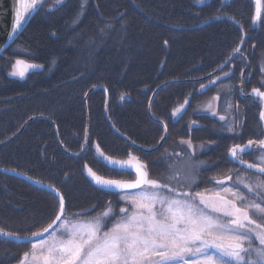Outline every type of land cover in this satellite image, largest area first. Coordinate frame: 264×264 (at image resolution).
I'll list each match as a JSON object with an SVG mask.
<instances>
[{
	"label": "trees",
	"instance_id": "trees-1",
	"mask_svg": "<svg viewBox=\"0 0 264 264\" xmlns=\"http://www.w3.org/2000/svg\"><path fill=\"white\" fill-rule=\"evenodd\" d=\"M254 11L252 0H43L0 54V231L33 236L57 217L58 196L29 179L62 195L65 216L120 210L121 194L95 186L89 172L134 174L107 157L137 159L151 181L188 194L235 171L250 197L241 183L250 171L229 150L259 125V101L240 94L245 70L246 91L262 86L264 10L255 26ZM17 59L40 69L14 78ZM224 87L242 109L239 135L205 111L217 94L227 100ZM183 160L196 183L175 168ZM33 244L0 236V264L23 263Z\"/></svg>",
	"mask_w": 264,
	"mask_h": 264
},
{
	"label": "rangeland",
	"instance_id": "rangeland-1",
	"mask_svg": "<svg viewBox=\"0 0 264 264\" xmlns=\"http://www.w3.org/2000/svg\"><path fill=\"white\" fill-rule=\"evenodd\" d=\"M39 69L17 59L10 75L25 79ZM218 114L231 131L239 116L231 97L226 112ZM182 163L175 168L196 183L194 166ZM257 165L264 168V158ZM188 193L145 187L121 193L120 210L110 205L94 217L65 216L21 264H264V209L227 181ZM243 210L253 223L243 218Z\"/></svg>",
	"mask_w": 264,
	"mask_h": 264
},
{
	"label": "water",
	"instance_id": "water-1",
	"mask_svg": "<svg viewBox=\"0 0 264 264\" xmlns=\"http://www.w3.org/2000/svg\"><path fill=\"white\" fill-rule=\"evenodd\" d=\"M42 1L43 0H0V54L3 53L20 35L22 30L26 26L27 22L29 21L33 10L36 7H38L42 3ZM252 1L255 7L254 19H253V24L255 26L262 20L264 6H263V0H252ZM251 95L262 98L264 105L263 92H261L259 89H256L252 91ZM186 106L187 105H185V108ZM261 121L264 123V108L261 113ZM253 146L264 147V142L254 143L248 149L245 150L239 147L235 148L231 151L230 157L241 166L250 170H254L257 173H260L261 175H264V170L261 169L260 167L250 163H246L244 161L235 158L236 150L248 151ZM106 163L112 168L129 171L133 173L136 178L132 181L113 180V179H107L101 177L96 173H94L93 171H90L89 174L94 185L104 191L114 192V193H125V192H133L139 190L144 186L153 185V182L149 180L148 172L143 167L142 163L139 161L118 160L107 157ZM21 176L27 178L23 175ZM29 180L32 181L37 186L45 188L53 192L55 195H57L61 203L60 211L57 217L55 218V220L44 231L36 235L28 236V237H19L0 231V236L4 238L15 240L18 242H25V243L38 241L44 238L45 236H47L49 233H51L57 227V225L65 215L66 212L65 201L62 195L56 189H54L49 185L34 181L32 179Z\"/></svg>",
	"mask_w": 264,
	"mask_h": 264
},
{
	"label": "flooded vegetation",
	"instance_id": "flooded-vegetation-1",
	"mask_svg": "<svg viewBox=\"0 0 264 264\" xmlns=\"http://www.w3.org/2000/svg\"><path fill=\"white\" fill-rule=\"evenodd\" d=\"M245 76H246V70L242 73L241 75V79H242V82L240 83V94L242 96V98H246V99H252L253 101L251 103H256L259 101L260 105H261V109H260V113H259V125L257 124L255 126L254 129L250 130L248 135L249 137L251 136L252 139L249 140L248 142L244 143V144H240V143H236L234 144L230 150H229V155L231 154V151L235 148H242V149H248L251 145H253L254 143H262L264 142V123L261 121V113H262V110L264 108V105H263V100L262 98L258 97V96H253L251 95L252 91L256 90V89H259L261 92L264 93V66H263V74H262V80H261V84L262 86L261 87H258V86H255V85H250V88L248 91H246L244 89V83H245ZM15 78V77H14ZM224 95H226L227 99L229 97H231L232 99V103L235 107V116H236V111L239 110V116L237 117L236 119V123L233 127V129L231 131H227V132H230V134H232L233 136L235 135H239L240 134V130H241V127L244 123V117H243V114H242V109H241V106L239 105L238 103V100L236 99L235 100V96L232 94H229V88L228 87H224ZM227 93V94H226ZM214 100V103L216 104V109L213 111L211 108L208 109V110H205L207 111L208 113L218 117L220 120H223L222 119V116L221 114H218L219 112L221 113H225L226 110H227V100H225L221 95L217 94L215 97ZM220 99V100H219ZM237 101V102H236ZM207 109V108H206ZM184 158L186 159V154H183ZM243 157H247V160L248 161H245L243 160ZM231 158V157H230ZM235 158L241 160V161H244L246 163H250V164H253L255 166H258L260 167L259 165H257V161L261 160L262 158H264V147L262 146H253L252 148H250L248 151H240V150H236L235 152ZM232 159V158H231ZM129 160H133V161H139L137 159H134V158H131ZM233 160V159H232ZM234 161V160H233ZM141 162V161H139ZM236 164H238L236 161H234ZM142 163V162H141ZM143 165V164H142ZM240 167H243L241 166L240 164H238ZM144 167V165H143ZM145 168V167H144ZM244 169H247L245 167H243ZM261 169L264 170V168L260 167ZM146 169V168H145ZM248 171H250V173H246L244 176L246 177V181L247 182V188L246 190L249 191L251 193V196L248 197L247 195V198L250 199L253 203H256L259 205L260 208L264 209V175H261L260 173H257L255 172L254 170H250V169H247ZM147 171V170H146ZM148 172V171H147ZM149 174V173H148ZM237 176V175H236ZM241 175H238V177H240ZM255 176H258L260 177V181L262 182V184H260L259 186L257 184H255L256 182V179L254 178ZM235 177V171H234V175L230 176V175H227V176H224L222 177L221 179H219V185L224 182L223 180H226L228 183H230L233 187H235V182H237V180H239V178L237 177V179L235 180L234 179ZM135 175H134V179H135ZM133 179V180H134ZM244 179V178H243ZM242 179V180H243ZM149 180H150V176H149ZM129 181H132V180H129ZM151 181V180H150ZM153 182V181H151ZM241 183H243V181H241ZM145 187H148V188H160L162 189V186L159 185V184H156L155 182H153V185L151 186H144L143 188ZM141 188V189H143ZM236 188V187H235ZM237 189V188H236ZM245 189V188H244ZM238 190V189H237ZM254 190H259L260 192H254ZM240 191V190H239ZM241 192V191H240ZM179 193V192H178ZM255 194L256 197L254 198H251L253 197ZM65 217V216H64ZM63 217V218H64ZM62 218V219H63ZM243 218L245 220H247L249 223H253L254 221L252 220L251 216L249 215V213H247L246 211L243 210ZM264 220V219H263ZM62 221V220H61ZM60 221V222H61ZM42 232V231H41ZM36 241L34 242H31V243H35Z\"/></svg>",
	"mask_w": 264,
	"mask_h": 264
}]
</instances>
